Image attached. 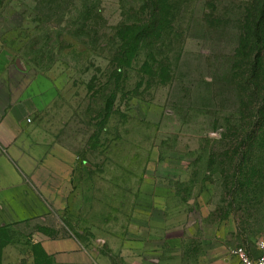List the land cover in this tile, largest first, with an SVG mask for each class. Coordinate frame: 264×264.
Here are the masks:
<instances>
[{"label": "rangeland", "instance_id": "obj_1", "mask_svg": "<svg viewBox=\"0 0 264 264\" xmlns=\"http://www.w3.org/2000/svg\"><path fill=\"white\" fill-rule=\"evenodd\" d=\"M141 1L0 0V54L57 88L28 122L71 172L30 224L70 244L36 264H239L264 237V126L244 143L232 69L250 0H169L170 36L138 44Z\"/></svg>", "mask_w": 264, "mask_h": 264}, {"label": "crops", "instance_id": "obj_2", "mask_svg": "<svg viewBox=\"0 0 264 264\" xmlns=\"http://www.w3.org/2000/svg\"><path fill=\"white\" fill-rule=\"evenodd\" d=\"M56 96L53 81L42 75L26 78L0 54V264H36L37 247L55 257L56 251H48L47 246L52 244L54 249L62 242L65 246L66 239L70 244L66 236L40 237L30 229V224L52 218L57 208L66 207L70 194V167L56 160L49 144L28 122ZM24 236L29 240L23 253L27 261L21 263L14 254L19 241L12 240Z\"/></svg>", "mask_w": 264, "mask_h": 264}, {"label": "trees", "instance_id": "obj_3", "mask_svg": "<svg viewBox=\"0 0 264 264\" xmlns=\"http://www.w3.org/2000/svg\"><path fill=\"white\" fill-rule=\"evenodd\" d=\"M168 2L169 0L141 1L140 13L132 26L133 38L138 44L141 41H162L165 35H169L166 30L174 28L168 19ZM240 21L232 69L236 88L241 94L240 101L242 104L247 103L252 113L242 126L245 143L246 138H255L264 126V0H250ZM109 100H106V104ZM2 245L3 241H0V249Z\"/></svg>", "mask_w": 264, "mask_h": 264}, {"label": "built area", "instance_id": "obj_4", "mask_svg": "<svg viewBox=\"0 0 264 264\" xmlns=\"http://www.w3.org/2000/svg\"><path fill=\"white\" fill-rule=\"evenodd\" d=\"M228 253L236 256L239 264H264V237L257 242L256 251L239 247L228 251Z\"/></svg>", "mask_w": 264, "mask_h": 264}]
</instances>
